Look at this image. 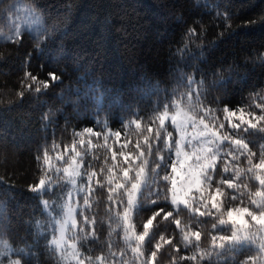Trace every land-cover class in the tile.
<instances>
[{"label": "trees", "instance_id": "obj_1", "mask_svg": "<svg viewBox=\"0 0 264 264\" xmlns=\"http://www.w3.org/2000/svg\"><path fill=\"white\" fill-rule=\"evenodd\" d=\"M8 1L12 0L0 3V32ZM25 1L41 13L44 28L39 34L24 31L13 39L0 38V240L22 250L23 264H65L50 243L56 233L54 218L60 212H49L40 200H63L70 184L60 171L52 174L50 191L55 195L41 196L27 188L43 174L42 159L38 163L35 158L41 155L40 149L48 153L54 168L60 167L58 155L65 158L78 150L84 173L96 174L87 193L89 205H81L78 212L79 229L88 232L85 239H79L81 250L92 258L105 254L109 260L120 261L131 252L114 219L125 205L108 200L107 177L121 176L120 169L132 165L142 149L138 138L123 134L140 122H160L163 112L177 106L189 109V97L201 114H207L204 119L221 121L228 104L231 110L243 109L256 123L255 116L264 114L254 107L264 99V0ZM162 13L168 16L161 17ZM230 73L231 81L212 87L221 77L227 80ZM249 112L254 115L248 116ZM168 130L172 141L176 140L174 125ZM149 148L153 149L149 164L154 166L160 152L155 144ZM164 150L169 156V149ZM253 151L256 164L258 147ZM238 163L241 169L247 168L244 157ZM164 171L157 170L160 175ZM150 174L156 175L152 170ZM224 178L247 183L248 188L242 189L245 193L258 188L247 173L238 178L224 174ZM219 180L215 177L213 184ZM167 187L163 181L157 185ZM145 195L157 199L155 194ZM235 201L249 202L247 195ZM224 204L229 205L228 199ZM169 211L173 216L164 219ZM157 212L160 215L144 252L147 256L168 232L173 236L170 248L176 260L167 264H194L182 259L194 249L184 248L180 229L199 231L201 248L210 246L212 235L229 234L213 228L218 224L215 217L196 216L165 202L163 196L158 204L134 211L136 230H143ZM83 216H88L89 224H83ZM238 258L248 257L239 254ZM156 260L162 263L160 255ZM224 264L235 261L225 257Z\"/></svg>", "mask_w": 264, "mask_h": 264}, {"label": "snow or ice", "instance_id": "obj_2", "mask_svg": "<svg viewBox=\"0 0 264 264\" xmlns=\"http://www.w3.org/2000/svg\"><path fill=\"white\" fill-rule=\"evenodd\" d=\"M29 79L35 80L36 77L31 73H26ZM49 75L55 79L54 73ZM190 80V78H188ZM232 80L231 73L226 80L223 77L219 81H214L213 88L226 84ZM31 87V85H29ZM40 91V88H36ZM23 92L20 93L22 97ZM217 102L220 98L217 97ZM189 97L188 112L179 110L171 117V122L179 129V139L168 143L164 141V147L169 149V156L166 160L163 155L157 157V160L152 169L156 175H151L146 171L148 161L142 160L140 164L133 167L131 164L128 167L120 169L122 175L113 177L109 174L107 177V191L109 193L108 200L114 204H123V213L115 212V221L117 226L122 228L124 241L131 248L133 254L139 258V264H148L143 258V253L140 251V242L145 240L149 235L148 226L151 225L153 219L163 212H157L144 226V231L137 236L133 231V226L130 224V210L135 209L137 213L144 211L148 205H155L160 202V197L163 196L165 202H170L173 206L183 207L199 217H215L218 224H213V228H219L221 232H227V235H212L210 237V246L201 248V233L186 232L180 229L184 248L193 247L192 255L182 257L194 264H224V258L234 260L235 264H253L255 257L252 253L255 251L260 256H264V124L259 122L264 121V114L256 115L254 123L252 119H247L244 110L240 109V115L237 117V112L231 110L228 104H225L223 112L225 119L229 121V126L225 129L224 123H218L217 128L210 127L205 123L204 116L201 114V109L198 105H192ZM251 100V97H249ZM179 108V106H177ZM255 109L264 113V99L254 105ZM189 113H192L191 115ZM253 112H249L248 116H253ZM168 117V112L165 111L159 117L162 125L164 119ZM215 120V117H212ZM192 127L194 131L189 134L187 129ZM219 129H224L221 133ZM91 132V129H88ZM171 134L169 133V136ZM240 137V138H237ZM159 138V135L157 136ZM258 147L259 162L254 164L253 159L257 153L253 151V147ZM174 149V153H173ZM41 155L36 156L38 163H43V174L35 184H30L28 190L31 192L42 193L44 195H55V191H50V185L54 183L52 179L53 173H59L61 169L51 166L48 153L43 149L39 150ZM151 148H149V153ZM144 154L141 153V156ZM241 157L247 160V168L241 169L238 165L232 163L239 161ZM139 158V157H138ZM127 159V157H125ZM164 169L162 175L157 170ZM80 165H69L63 169L65 173L64 179L75 188L77 178L81 175ZM170 169V172L167 171ZM242 173L250 174L252 178L258 181L259 187L253 192L248 190L245 193L242 189H247V183L243 185L236 183L233 179L224 178V174H229L239 177ZM96 174L93 172L88 175V183L91 184L92 178ZM220 177L216 183L215 191L211 188L214 183V178ZM163 181L168 187L157 188V185ZM223 186L231 189L235 195H230L229 200H237L248 197L250 204L255 205L256 211H250L248 208H229L227 212L221 211V197ZM104 187V185H101ZM57 190L62 188L57 184ZM91 191L90 187L80 188L77 190L83 195V205L85 208L89 205L87 193ZM155 194L156 200L147 199L146 195ZM199 193V195H194ZM67 199L62 208L63 216L58 222L59 236L53 237L52 243L55 245L54 251H58L59 256L63 259L70 260V264H104L105 258L97 256L93 259L91 256L81 258V252L77 248L75 241L77 239H85L88 232L84 228L77 229L76 208L73 206L76 202V193H65ZM40 196V197H41ZM41 205L49 206L48 201L40 200ZM50 207V206H49ZM236 213L234 218L233 213ZM247 214L249 220H244L242 214ZM173 216V212L169 211L164 215V219ZM94 223V221H93ZM83 224H89L88 216H83ZM175 224L179 226L180 221L175 220ZM55 230V225L53 226ZM95 236V232H92ZM71 241V242H70ZM151 243V238L148 241ZM171 243V240L167 241ZM136 245V247H133ZM159 248L160 245L156 244ZM177 251L179 249L177 248ZM239 254H246V260H239ZM153 257L156 252H152ZM199 257V258H198ZM17 257H10L7 264H14ZM23 264V262H21Z\"/></svg>", "mask_w": 264, "mask_h": 264}, {"label": "rangeland", "instance_id": "obj_3", "mask_svg": "<svg viewBox=\"0 0 264 264\" xmlns=\"http://www.w3.org/2000/svg\"><path fill=\"white\" fill-rule=\"evenodd\" d=\"M1 2H3V0H0V3ZM5 14H6V21H5V24L3 26V30L0 32V38L1 39L16 38L19 35H21L24 31H30L34 34H39L41 32V30L44 28V21H43V17L41 15V13L38 10H36L31 3H29L25 0H12V1L6 2ZM167 16H168V14H166V13L161 14V17H167ZM179 110H183L184 112H188L187 108L179 106V108L177 107L176 109H174L172 111H167L168 117L164 119V122L162 125L160 124V122H155L152 125H149V124L142 125V122H140V123L136 124V126L133 127L131 130H128L127 132H125L123 134L126 137L130 136V138H134V139L138 138L139 140L136 141V143H138V144L140 143L141 147H142V149L140 151H138L139 152L137 154L138 156H135L133 158V161H132L133 167H135V165H137V164H140L142 160L146 159L148 161V164L146 166V171L151 173V170L154 166H151L149 164V159H151V153H152L153 149L151 148V152L149 153V146L154 145V144L159 149L160 155H163L166 160L168 159V156H167L168 153H166V151L164 150L166 148V147H164V141L167 140L168 143H171L173 140L171 135L169 136V133L171 134V132H170V130H168V127L174 125L171 122V117L173 115H175L176 112ZM236 112H237V117H238L241 113L239 110ZM189 114L191 115L192 113H189ZM245 117H247V115H245ZM248 119H250V118H248ZM205 123H207L210 127H213V128H217L218 123H224L225 129H227L229 126V121L226 120L225 118L224 119L222 118L221 121H210L208 119H205ZM169 124H171V125H169ZM174 127L176 128L175 125H174ZM176 130H177V138H176V140H177V139H179L180 133H179V129L176 128ZM187 131L189 134H191L194 131V129L192 127H188ZM219 131L221 133H223L224 129H219ZM118 135H119V133L117 134V136ZM158 135H159V138H157ZM237 138H240V137H237ZM145 149H147L146 152L143 151ZM173 152H174V149H173ZM141 153H143L144 155L141 156ZM64 156L65 155H60V156L58 155V160L60 161V163H59L60 167L57 166V169H61L62 172H63V169L68 168L69 165H75V164L80 165L79 170H80L81 175L77 178L76 186L74 188L69 183L70 188L67 191V192L76 193V202H74L73 206L76 208V220H77V229L76 230L78 231L79 227H80L79 226L80 219H79L78 212L80 211L81 205H83V200L81 201V196L84 195V193H79V192H77V190L80 188H86V187L92 188V181H91V184L88 183L87 177L89 174L84 173L82 153L80 151L74 150L72 154L68 153L66 156L67 161H64V159L66 158V157L63 158ZM238 162L239 161H234L232 163H234L240 167V164ZM258 162H259V160L256 163H258ZM64 176H65V173H64ZM256 182L258 183V181H256ZM215 186L216 185L213 184V186L211 188L212 192L215 191ZM258 187H259V184H258ZM223 193L224 194L221 197H219V199L221 201V211L222 212L226 213L229 208H248L250 211H256L257 210L255 205H252L249 202L248 203L242 202V201L237 202V201L233 200V203H232V201L228 199V197L230 196V193H232V192L226 191L225 186H223ZM194 195L198 196L199 193H194ZM66 199H67L66 195L63 198V200H61V201H58V199L56 197L45 199L46 201H48V205L50 206V207L45 206L49 212H52V213H59L60 212V214L54 218L56 233L53 236H51V239H50V243L54 248H55V245L52 243V240H53L54 236H56V237L59 236V231H58L59 224H58V222L61 221V219H62V216H63L62 208H63V205H64ZM226 199H228L229 205L224 204ZM134 211H135V209L130 210L128 222L130 224H132L133 231L135 232V234L137 236H139L143 233L144 229L141 231L136 230V226H135L134 219H133L134 218ZM233 216H234V218H237L235 212L233 213ZM242 218L244 220H249V217L247 216L246 213L242 214ZM155 219H156V217H155ZM155 219H153V222L151 225H147L149 234H150V231H151V228H152V225H153ZM161 220H163V218H161L159 221H161ZM249 223H251L250 220H249ZM178 235H180L182 237L181 232H179ZM175 236L177 238V234ZM148 237H149V235L147 237H145L144 241L140 242V245H141L140 251L143 253V258L148 262V264H158V261L156 260V258L159 255L161 256V259H162L161 264H167V262H169V261L172 262V261L176 260L173 257V253L171 252V248H170V245L172 243H169V246H167V244H168L167 241L171 240V242H172L173 236L168 234V232H166L165 235H161L160 239L156 242V244H159L160 247L157 248V247H155L156 244H154V249H152V251L150 253H147V256H146V254L144 252V245H145V242L148 239ZM75 243L77 244V248L81 252V258L86 256L83 254V251L81 250V247L79 244V239H77L75 241ZM133 247H136V245H133ZM129 250L131 252H128L127 253L128 255H126L124 257V259H122L120 261L109 260V256H106L105 254L104 255L101 254L98 256H103L105 258L104 264H139V258L133 254L131 248H129ZM167 251L170 252V254H167ZM152 252H156L155 257H153L151 255ZM21 253H22V250L20 248L15 247L14 245H12L8 240H6V239L0 240V264H7L10 257H17L18 258L15 260L14 264H21V262H22ZM58 255H59V253H58ZM95 257H97V256H95ZM95 257L93 259H95ZM254 257H255V259L253 261V264H264V256H260L258 253L255 252ZM59 258L61 259V261H63V263L70 264V260L63 259L60 256H59ZM85 264H88L87 260H85Z\"/></svg>", "mask_w": 264, "mask_h": 264}]
</instances>
